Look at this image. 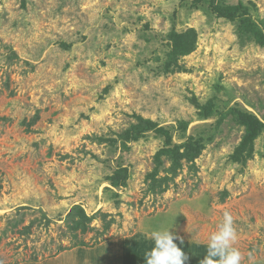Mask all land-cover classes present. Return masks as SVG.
Wrapping results in <instances>:
<instances>
[{"label":"rangeland","instance_id":"1","mask_svg":"<svg viewBox=\"0 0 264 264\" xmlns=\"http://www.w3.org/2000/svg\"><path fill=\"white\" fill-rule=\"evenodd\" d=\"M257 32L264 0H0V264H137L150 232L207 245L225 212L264 264V128L238 152L239 114L264 125Z\"/></svg>","mask_w":264,"mask_h":264},{"label":"clouds","instance_id":"2","mask_svg":"<svg viewBox=\"0 0 264 264\" xmlns=\"http://www.w3.org/2000/svg\"><path fill=\"white\" fill-rule=\"evenodd\" d=\"M149 235L154 247L146 253V264H185L187 255L174 243L179 237L171 234L169 229L154 230ZM237 238L233 217L225 212L222 222L208 238L207 252L201 264H241L243 256L233 246Z\"/></svg>","mask_w":264,"mask_h":264},{"label":"trees","instance_id":"3","mask_svg":"<svg viewBox=\"0 0 264 264\" xmlns=\"http://www.w3.org/2000/svg\"><path fill=\"white\" fill-rule=\"evenodd\" d=\"M224 16L226 18H229L230 21H234V19L236 18L234 14H226ZM254 39L256 40V42L259 45L264 46V34L262 32H257ZM194 104L198 106V102L197 101L195 102V100H194ZM203 110H204L203 116L209 117L211 115L210 106L204 107ZM238 118H239V122L241 123V125H245L246 129H247L246 135L243 138V141L241 142L240 147L238 149L239 154H243L254 143L255 139L258 137L261 130L264 128V125L256 117H254L252 115L239 114ZM148 128H150L152 130L155 129L156 132L163 134V135H166V136H169L168 131H166L163 128H157V126L153 122L148 123ZM167 138H169V137H167ZM181 148H183V147L180 145H176L174 147V149H171V150L170 149H164L156 155L155 171L153 172V176H152L153 179L152 180H154L156 183H158V181H159L157 174H159V172H161L162 156H165V155L166 156H173V158H175V155H176V156H178V160H179L183 157V156L181 157V153H180ZM190 151L191 150H188L187 154H189ZM186 155H184V156H186ZM187 156H189V155H187ZM111 181L113 184H116L115 177H114V179H111ZM94 216L95 215H93L92 217L88 216L87 213H85L84 209H82V207H80V206L73 207V209L68 214L67 219H66V224H67V227L69 229V232L71 233V237L74 240V243H73L74 248L79 247V246H85L84 241L80 240L79 236L85 235L86 232L89 231V224L95 218ZM48 223H50V221ZM17 225L18 224L13 225V227L16 228ZM29 233H30V228H24L22 231H19V234L22 236L28 235ZM66 250H68V249H66L65 247H60V249L58 250V253L64 252ZM37 260H38L37 257H33V261H37Z\"/></svg>","mask_w":264,"mask_h":264},{"label":"crops","instance_id":"4","mask_svg":"<svg viewBox=\"0 0 264 264\" xmlns=\"http://www.w3.org/2000/svg\"><path fill=\"white\" fill-rule=\"evenodd\" d=\"M174 243H176L177 246H184L182 251L185 252V254L188 257V259L186 261L190 262L191 264H194L193 260H196V259H197V261H200L201 259L203 260L205 255H206V252H207V245L206 244H202L200 242L191 241L189 243L179 244V243H177L176 240H174ZM75 250H83V248L75 249ZM71 252H76V251L72 250V251H69V252H66V253H71ZM141 258H140V260H139V262L137 264H146V256L145 257H141Z\"/></svg>","mask_w":264,"mask_h":264}]
</instances>
